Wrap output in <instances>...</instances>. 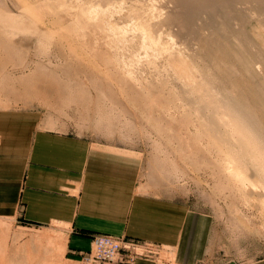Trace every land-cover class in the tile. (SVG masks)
<instances>
[{
    "label": "rangeland",
    "instance_id": "rangeland-1",
    "mask_svg": "<svg viewBox=\"0 0 264 264\" xmlns=\"http://www.w3.org/2000/svg\"><path fill=\"white\" fill-rule=\"evenodd\" d=\"M39 1L46 2L45 4L49 5L54 11L56 21L65 30L67 29L69 40L74 44L73 48H70L71 53H68L66 42H62L64 40L50 37L46 31L47 26L45 24L37 23L36 26L29 24L26 19L21 18L18 10L12 9L13 13L11 15L16 17L17 24L6 28V39L10 42V48H12L6 54V58L10 56L15 60L16 64L8 62H6L7 64H2L0 61V79L6 78V80L10 79L9 83H19L22 86L21 91L29 96L55 94L58 99L56 103H58L59 122L62 126L71 131L84 134L93 140L106 142L109 146L123 147L125 152L139 156L142 164L141 179L144 180L145 186L155 190L156 193L170 195L175 200L186 201L190 209L204 214L208 221L209 234L205 253L199 260V264H221L227 260L246 263L264 258V213L258 208L251 209L250 206L249 208L244 206L238 198L239 196L234 195L235 193L230 189H224L216 176L210 173L208 169H204V165L199 164L200 155L198 144L195 141H192L196 143L195 146L187 148L183 142L185 140L175 137L177 134L180 136L181 133L182 137L187 129L184 127V118L179 117L181 113L184 115L182 117L187 116V111L180 113L179 110H181V107L187 109L186 102L188 100L184 98L186 96L184 91H182L183 88H179L181 81H177L176 77L171 73L173 71H169L171 69H166L169 68V66H166L167 62L162 61L164 60L162 57L159 59L161 55L157 57L159 62L157 58L155 60L160 71L166 66L163 69H166L165 72L168 70L167 74L164 73V70L160 73L156 68L152 70V68L147 69V67V71H144L141 69V64V68L139 67L141 71L138 70V72L139 74L142 72L147 74V76H142L143 78L146 76L144 79L148 78L147 82L151 83L150 78H152L154 85L151 83L150 86L152 87L153 85L155 88L150 90H152L155 97L156 95L159 96L160 90L157 88L162 84L166 86L165 91L163 90L164 93L161 92L163 96L160 94L164 99L166 94L170 95L167 90L174 91H171L174 95L173 97L171 94L174 100L170 98L168 105L175 112V120L178 119L179 121L174 120V123L169 121V123L174 125L177 123L176 127L165 121V123L167 122L166 125H169H164L165 130L167 128L171 129V132L168 131L170 135L167 132L162 133L161 130V132L157 131V129L151 128L149 125L148 128L147 125L141 123L139 120L140 115L135 109H132L128 95L122 93L121 87L118 86L120 84L111 77L114 67L107 54L102 53L97 58H93L94 46L92 44L94 42L99 46L96 45L95 47L102 49V44H99L100 40L111 42V48H107L111 52L109 53L110 55H115L117 52L118 54L126 52L125 50L122 51L124 46L122 43L120 44V33L114 30L116 37L114 36L113 39L110 35L111 32H105L107 29L104 23L108 20H117L118 17L126 16L125 14L135 4V0H96L97 3L95 0H77L78 2L76 0ZM152 1L154 5L156 4L154 6L155 11H159L162 16L160 19H163L165 11H168V9H163L164 3L161 4L162 2H159V0ZM260 4L247 3L246 5L248 6L244 5L242 8L240 6L241 9H238L240 11L239 16L241 17L242 26H244L243 35H238L239 37L237 38L232 36V34H235L233 31L232 34L228 33L229 35L226 32V36L223 34V30H219L218 33L209 35V38H211L208 44H203L201 49L197 47L198 51H194L196 49L194 46H190V50L186 45L181 46L186 39L180 40H184L181 43L179 41L181 48H178L179 38L178 40L174 38L175 36L171 38L173 34L168 33L169 30H167L164 31L165 33H163L159 42L160 48L166 45L163 49L168 50V52L175 51V55H177L176 48H178V52L182 51V57L190 61L191 63H189L194 67L193 70L197 73L198 81L200 79L204 80L203 82L199 81L203 83L202 86L205 85L208 88H212L216 91V95H223L225 90L226 93L230 91L227 94L228 96H238L245 106V112L250 111V114L255 116V118L257 117L256 120L258 123L260 122L264 133V3ZM136 5L139 6V3ZM119 8H121L120 11ZM94 9H99L101 13L98 12V16L96 13L88 14L90 10ZM104 11L105 13H102ZM118 14H121V16ZM93 18H97V23L102 24L101 29L97 25L98 28L93 29L95 24H97ZM129 18L127 19L129 21L124 20L127 21L126 26L133 23L132 26L130 25L131 27L129 26L131 29L135 26L134 23L136 21L132 20L131 17ZM90 19L91 22L95 23L94 25L92 24L93 22L91 23L92 25L90 24ZM216 21L218 24L220 22L223 23L218 18ZM88 23L91 27H89ZM218 24L215 23L216 26ZM103 26L105 27L104 29L102 28ZM132 29L135 30L136 28ZM132 29L130 32L133 34L128 32L127 36L129 38L130 34L140 35L136 33V30L134 33ZM98 32L103 33L101 35ZM229 36L231 38L228 39ZM242 41H244L245 48H241L239 45L240 42L243 43ZM163 42L166 44H163ZM212 42H217L219 45L216 46ZM119 46L123 47L120 48ZM186 47L188 50L185 49ZM118 54L117 58L124 56L126 53L120 56ZM2 55L4 56V54H0V60L3 58ZM76 55L90 59L88 62L91 63H87L82 58L76 59ZM20 59H23V65L19 67L16 65ZM36 64L47 70L46 78L42 77V74L34 68ZM161 65L163 66L162 68ZM151 70L152 72L156 70L158 72V75H156L160 79L154 76L157 72L152 73L150 72ZM31 72H34V75ZM148 74L150 76L154 75L150 77ZM52 80H55V82ZM24 81L27 83H24ZM143 82L145 81H141V86L147 84ZM0 83L6 82L0 81ZM156 83L159 85L155 86ZM12 88H10L11 91L13 90ZM75 90L76 93L73 92ZM156 90L159 91L155 93ZM218 92L221 93L218 94ZM177 93L181 94L177 96ZM241 94L242 96H239ZM182 95L184 97H181ZM111 96L113 99L107 101V98H112ZM166 96L168 97V95ZM222 97L218 98L223 99ZM182 100L187 101L184 102ZM176 101H180L181 105ZM172 104H175V106ZM99 106H101L100 109H98ZM178 106L181 107L179 108ZM153 111L156 116L160 114L158 107H153ZM176 114L181 120L176 117ZM182 124L185 129L178 126H182ZM170 126H173L175 130L172 131ZM177 126L180 131L177 130ZM190 128L191 126L189 127L191 132L193 128ZM196 146L197 148H195ZM172 162L176 164V167ZM258 190L257 188L249 190L246 193V197L255 202L260 197ZM159 251L157 256L159 264H180L175 260L176 256L171 254L170 248L163 247ZM84 257V254L82 256L66 255L64 236L60 230L26 227L10 220L0 219V264H99L95 261L84 260Z\"/></svg>",
    "mask_w": 264,
    "mask_h": 264
},
{
    "label": "crops",
    "instance_id": "crops-1",
    "mask_svg": "<svg viewBox=\"0 0 264 264\" xmlns=\"http://www.w3.org/2000/svg\"><path fill=\"white\" fill-rule=\"evenodd\" d=\"M0 81V219L60 230L67 256H82L94 233H106L199 264L209 234L204 214L145 186L139 156L62 126L55 94L29 96ZM157 256L133 264H159Z\"/></svg>",
    "mask_w": 264,
    "mask_h": 264
},
{
    "label": "bare ground",
    "instance_id": "bare-ground-1",
    "mask_svg": "<svg viewBox=\"0 0 264 264\" xmlns=\"http://www.w3.org/2000/svg\"><path fill=\"white\" fill-rule=\"evenodd\" d=\"M159 2H162L161 4L164 3L163 4L164 6L162 5L163 9L165 10L168 9V11H165V14H164L165 17L163 16L164 17L163 19L162 18L160 19V17H162L160 12L157 11L158 12L157 14V12L155 11L154 6L156 4L154 5L152 0H135V4H134L135 6L134 5L133 7L131 6L132 8L130 10L127 9L128 13L125 14L126 16L118 17L117 20L115 19V20L106 21L104 23L105 25L104 24L103 25L106 27L107 31L105 30L104 31L106 33L111 32L110 35L112 36V38L114 36L116 37V32H113L114 30H117L120 33L119 40L121 42L119 40L118 41L120 42V44L122 43V45L124 46V47L122 46L124 48L122 49V51L123 50L126 51L121 54L122 55L124 53L126 54H124V56L122 57H118L119 58L118 60L117 58L118 52L117 54H115L116 50L114 51L115 55H110L109 53L111 52L107 50V48L108 49L111 48L110 47L111 42L105 41V40H102V41L97 40L99 41V44H102L103 47H101L102 49H99L98 44H95L93 42L92 44L94 46L93 54H92L93 58H97L98 55H101L102 53H106L107 57L111 59L113 67H114V71L111 72V77L115 79V81L118 82V84H120L118 86L121 87V90L123 91L122 93L124 95H128V100L132 104V109H135L137 113L140 115L139 120L141 121V123L147 126L149 125L151 128L157 129V131L161 130L162 133H166V132L168 133V131L171 132V129L169 130V128H167V130H165L164 125H166L167 122L168 124L171 125L172 123H174V120H175V115H174L175 112L174 110H172V108L170 109L168 105L169 99L172 98V95H173L171 91L172 92L174 91L171 89H170L171 91L167 90V93H170V95L166 94L168 95L169 98L165 95V99L167 98L165 100L163 97H161L160 94H162L161 92L164 93L166 86L163 84L159 85L158 83H156L155 86L159 85V87L158 88L156 87V88L160 90V91L159 90L155 91V93L157 91L160 92L158 94L160 97L156 95L157 97L156 98L152 90H150L152 88L153 89L155 88L153 87L154 82L152 83V80H151L152 78H150V81L153 84L151 87L150 86L151 83L149 81L148 82L146 81L148 78L144 79L147 76V74H144L145 72L144 73L142 72L139 74L138 72V70L141 71V69L145 71L147 67H148L147 69L152 68L153 70L156 68V70H159V68H157L155 60L157 57L161 55L159 59H161L162 57L164 59L162 61L164 62L166 61L167 62L166 66L167 67L169 66V68H166V66L164 67L168 70L171 69L169 71L170 72L173 71L171 73L176 77L177 81L178 80L181 81L180 85L182 87L179 85L180 86L179 88H183V90L182 89L181 90L184 91V94L186 96L184 97V95H182L181 97H184L185 99L188 100V101L182 100L184 102L187 101L186 102L187 109L183 107L184 108V111H183V108L180 106L181 110H179L180 113L181 112L185 113L187 111L186 113L187 116L182 117L184 116L182 113L179 116L181 118H184L185 120V123H184L183 122L184 120L182 119V122L185 125L184 127L187 128L184 131V135H183L185 137L183 136L181 137L182 133L180 136H178L177 134L175 137L179 139L182 138V140H185L183 142L187 146V148L191 146H195V144L197 143L198 152L200 155L199 161H198L199 164H201L202 166L204 165L206 167V168L204 167V169H208L210 173L214 174L216 178L219 180L220 184H222L224 189H228V190L230 189L232 190V192L235 193L234 195L239 196L238 198L241 200L244 206H248V208L250 206L251 209L258 208L260 211L264 213V133L261 129L260 122L258 123V121L256 120L257 117L255 118V116L250 114V111L247 110L248 112H245L244 110L245 106L240 101L238 96L231 97L227 95L229 94L230 91L226 93L224 90L223 95L219 94L221 92H218L219 95H216L217 94L215 93L216 91L213 90L212 88H208L205 85L202 86L203 83H200L199 81L203 82L204 80L200 79L198 81L197 73L193 70L194 67H192V65L190 64L191 62L185 59V57L184 58L182 57L181 55L182 51L180 52H178L179 50L177 51V49L180 47L179 44L184 41V40L180 41L182 39H186L184 41L186 44L183 42L181 46L186 45L188 46V48L190 46L191 47L194 46L196 47V49L193 48L194 51L197 50V47L198 48L200 47L201 49L203 44H208V41L211 38V37L209 38V35L218 33L219 30H223L224 35L226 34L229 35L228 33L232 34L234 32L235 34L234 35L232 34V36H234L235 38L239 37L238 35H243L242 32H243L244 25L242 26L241 17L239 16L240 11L238 9L240 8V6L242 8L247 3L248 4L249 3L251 4L252 3H258V4L262 3L263 4L264 0H159ZM45 3L46 2H41L39 0H0V54L1 53L4 54V56L2 55L3 58L1 56L2 60H0L2 64H7L6 62L12 63V64L15 63V60L11 58L10 56L9 57L7 56L6 58V54L10 52L9 50L12 49L10 48L11 46L10 42H8V40L6 39V35H5L6 28L8 26L12 27V26H15V24H17L15 20L16 17L11 15L13 13L12 9L18 10L21 14L20 15L21 18L26 19L29 24H33L34 26H36L37 23L45 24L47 26L46 31L50 35V37H55V38L57 37L59 38V40L60 39L64 40L62 42H66L68 53H71L70 48H73L74 44L69 40V35L66 32L67 29L65 30L64 27L60 26V24L56 21V18L54 16V11L52 10L51 7H49V5L47 6ZM138 3H139V6L136 5ZM98 4H97V7L99 8ZM120 9L121 8H119V11ZM98 12L101 13L99 9L98 10L94 9V10H90L88 14L96 13L97 15ZM102 13H105V11ZM119 16H121V14ZM129 17H131L132 20L136 21V23H134L135 26L132 28H136L135 29L136 33H139L140 35L136 36L135 34L134 35L130 34L129 35L130 38L127 36L128 32H130L132 29V28L130 29L129 26L130 25L132 26L133 24V23L132 24L130 23L129 26H126L127 25L126 22L129 21L127 19H130ZM217 18L221 19L223 23L220 22V24H218L216 21ZM91 19H90V24L93 22V21L91 22ZM96 19H94V21L97 23ZM124 19H126L127 21ZM215 23L218 24L219 26L218 25L216 26ZM90 24H89V27H91V25L92 24L94 25L95 23L93 22L91 25ZM96 25L99 26V29H101L100 27L102 24L100 25L98 22L97 24H95V26ZM95 26L93 29L98 28L97 26L96 27ZM104 26L102 27L103 29L105 28ZM128 28L130 29V31ZM135 30H133L134 33H135ZM167 30H169L168 33L173 34L171 38L173 36H175L174 38H177V40L179 38L178 43H177L178 48L175 47L177 55H175V51L168 52V50H164L163 48L166 45L165 46L163 45L164 47L161 46L162 49L160 48L159 39L162 38L161 36L163 35V33H165L164 31H167ZM97 31H100V30H97ZM98 33H101V32H98ZM229 38H231V36H229L228 39ZM113 41L115 42V40ZM242 42L243 43L240 42L239 45L241 48L243 47L245 48L244 41ZM216 43L217 42H214L213 44L216 46L219 45L218 43L217 44ZM163 44H166V43L163 42ZM96 45L98 47H95ZM171 49L175 50L174 48H171ZM185 49H187V47ZM121 54H118V56H120ZM75 58L76 59L82 58L87 63H91V62H88L90 59L88 60V58H83L81 55H76ZM157 61H158V58H157ZM39 64H36L34 68H36L37 72H40V74H42V77L46 78L47 70H45V68H43ZM140 64L142 65L141 66L142 68L140 67ZM22 65H23V59L22 60L20 59L19 61H17L16 66L20 67ZM139 67L141 69H139ZM162 67L163 66L161 65V68ZM163 68L161 71L164 70V73H166L168 70L165 72L166 69H163ZM40 69L41 70L43 69V70L41 71ZM152 70L150 72H152ZM156 70L154 72H157ZM161 71L160 73H162ZM31 74L34 75V72L33 73L31 72ZM156 74L158 75V72L155 73V75L154 74L152 75L157 76ZM143 75H146V76L143 78L142 77ZM152 75L150 76L148 74V76L150 77H152ZM157 77H155V79ZM167 80L169 81V79ZM52 81L55 82V80H52ZM141 81H145L147 84L146 85L144 84L143 86H141ZM24 83H27V82L24 81ZM174 89L176 90V88ZM73 92L76 93V90ZM225 93L227 96L225 95ZM179 94L177 96H179ZM242 94L239 96H242ZM217 96L220 98L223 96L222 97L223 99H219ZM112 99L113 97L107 98V101H111ZM176 102L180 103V101H176ZM170 103H173V102H170ZM172 105L175 106V104H172ZM100 107L101 106H99L98 109H100ZM153 107H158V112H160L158 116L154 115ZM178 107L176 108L178 109ZM176 113L178 114L177 111ZM176 117H178V115ZM165 121L167 122L165 123ZM169 121H171L172 123H169ZM172 125L176 127L174 124ZM173 126H170L172 127V131L175 130ZM178 126L182 128L183 124L182 126L181 125H178ZM190 126L191 128L194 129L193 131V129L190 128L193 132L192 131L190 132L189 130ZM177 130H179V127ZM179 131H176V132H179ZM171 138L173 139V137ZM192 141H195L196 143ZM195 148H197V146ZM174 165L176 167V164ZM255 188L259 189L258 194L260 197L257 198L255 202H252L251 199L246 197V193L249 190H252Z\"/></svg>",
    "mask_w": 264,
    "mask_h": 264
},
{
    "label": "built area",
    "instance_id": "built-area-1",
    "mask_svg": "<svg viewBox=\"0 0 264 264\" xmlns=\"http://www.w3.org/2000/svg\"><path fill=\"white\" fill-rule=\"evenodd\" d=\"M90 243L84 260L99 264H133L137 258L157 256L159 251L158 246L152 243L106 233H94Z\"/></svg>",
    "mask_w": 264,
    "mask_h": 264
}]
</instances>
